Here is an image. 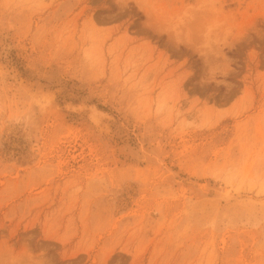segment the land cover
<instances>
[{
  "label": "rangeland",
  "instance_id": "obj_1",
  "mask_svg": "<svg viewBox=\"0 0 264 264\" xmlns=\"http://www.w3.org/2000/svg\"><path fill=\"white\" fill-rule=\"evenodd\" d=\"M0 264H264V0H0Z\"/></svg>",
  "mask_w": 264,
  "mask_h": 264
}]
</instances>
